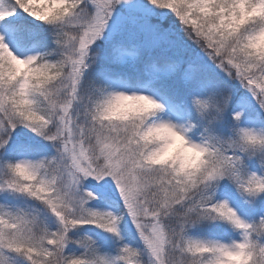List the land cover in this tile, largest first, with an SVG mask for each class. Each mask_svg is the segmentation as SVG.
<instances>
[{"label":"snow or ice","instance_id":"snow-or-ice-1","mask_svg":"<svg viewBox=\"0 0 264 264\" xmlns=\"http://www.w3.org/2000/svg\"><path fill=\"white\" fill-rule=\"evenodd\" d=\"M0 264H264V0H0Z\"/></svg>","mask_w":264,"mask_h":264}]
</instances>
